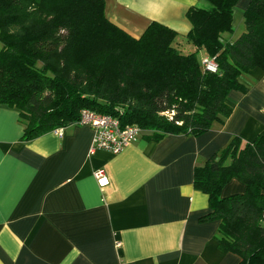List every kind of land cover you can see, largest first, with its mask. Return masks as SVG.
I'll return each instance as SVG.
<instances>
[{
	"label": "trees",
	"instance_id": "1",
	"mask_svg": "<svg viewBox=\"0 0 264 264\" xmlns=\"http://www.w3.org/2000/svg\"><path fill=\"white\" fill-rule=\"evenodd\" d=\"M205 1L188 8L185 35L152 21L135 37L107 18L105 0H0V104L17 110L21 140L77 123L84 108L138 125L149 141L197 136L227 117L240 76L264 70V0L249 1L235 38L238 0ZM233 178L243 191L223 196ZM193 185L208 195L201 219L219 222V249L264 264V132L233 137L195 166Z\"/></svg>",
	"mask_w": 264,
	"mask_h": 264
},
{
	"label": "crops",
	"instance_id": "2",
	"mask_svg": "<svg viewBox=\"0 0 264 264\" xmlns=\"http://www.w3.org/2000/svg\"><path fill=\"white\" fill-rule=\"evenodd\" d=\"M249 1H237L229 38L242 31ZM191 6L207 3L105 0V14L135 37L152 21L185 35ZM240 81L244 89L227 95L231 113L205 133L140 137L117 153L91 151L93 130L82 123L25 142L17 110L0 104V264H238L218 247L219 222L201 219L208 195L193 174L233 137L251 142L264 132V70ZM243 189L233 178L222 195Z\"/></svg>",
	"mask_w": 264,
	"mask_h": 264
},
{
	"label": "built area",
	"instance_id": "3",
	"mask_svg": "<svg viewBox=\"0 0 264 264\" xmlns=\"http://www.w3.org/2000/svg\"><path fill=\"white\" fill-rule=\"evenodd\" d=\"M202 68L209 72H216L218 65L214 59L208 56L201 57ZM77 123L87 124L93 130L91 151L102 149L111 153L121 151L125 146L135 142L141 137L142 130L136 124L121 125L119 119L110 114L95 112L84 108L80 111ZM64 127H57L54 131L58 135L63 134ZM95 178L101 186L108 183L102 169L97 170Z\"/></svg>",
	"mask_w": 264,
	"mask_h": 264
},
{
	"label": "rangeland",
	"instance_id": "4",
	"mask_svg": "<svg viewBox=\"0 0 264 264\" xmlns=\"http://www.w3.org/2000/svg\"><path fill=\"white\" fill-rule=\"evenodd\" d=\"M207 7H208V6H207ZM235 27H236V30H238V29H237V24H236ZM1 48H2V44H1V42H0V49H1ZM170 114H171V113H170Z\"/></svg>",
	"mask_w": 264,
	"mask_h": 264
}]
</instances>
